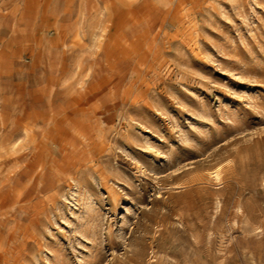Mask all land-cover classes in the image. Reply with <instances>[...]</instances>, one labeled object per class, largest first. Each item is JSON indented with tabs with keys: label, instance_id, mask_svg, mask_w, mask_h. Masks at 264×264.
<instances>
[{
	"label": "rangeland",
	"instance_id": "obj_1",
	"mask_svg": "<svg viewBox=\"0 0 264 264\" xmlns=\"http://www.w3.org/2000/svg\"><path fill=\"white\" fill-rule=\"evenodd\" d=\"M0 1V139L17 144L0 264H264V0H124L98 50L54 30L22 52L43 0L29 23ZM49 3L73 23L80 0Z\"/></svg>",
	"mask_w": 264,
	"mask_h": 264
},
{
	"label": "bare ground",
	"instance_id": "obj_2",
	"mask_svg": "<svg viewBox=\"0 0 264 264\" xmlns=\"http://www.w3.org/2000/svg\"><path fill=\"white\" fill-rule=\"evenodd\" d=\"M20 1V0H19ZM23 1V0H22ZM51 0H43V6H42V9H41V11L43 12L42 13V19H43V24L42 25H38V26H34L33 25V23L32 24H30L31 26H28V27H25V29H23L22 31H21V34H22V42H24V43H22L23 45H21V47H20V51L22 52V50L24 49V47H26V46H29V45H31L32 47H38V46H40V44H41V42H42V39L43 38H45L46 37V35H48L49 34V32L50 31H52V32H54V30L55 31H57V38L59 39V40H64L67 36H69L71 39H72V41H74V40H80L82 37H84V36H86V34L89 36V38H90V40L93 42V45H94V47H96V49L100 46V41H101V37H102V30H103V28H104V24H105V22L106 21H108L109 19H113V26H115V27H119V26H121L122 24H123V22H124V20H126V19H124V18H126V16L123 14V13H120V11H119V6H123V7H127V3L126 2H124V0H80V6H78L77 7V9L75 10V15H73V18H74V21H73V23H71V24H57V22L54 20V22H50L51 20H50V17H48V15H47V12L49 11V10H47V8H48V4H50L49 2H50ZM135 1V0H134ZM154 1V0H153ZM164 1V0H163ZM1 2V1H0ZM15 2V1H14ZM13 2V3H14ZM18 2V1H17ZM155 2V1H154ZM153 3V2H152ZM123 4V5H122ZM158 4V3H157ZM125 5V6H124ZM155 5H156V3H155ZM159 5V4H158ZM158 5H156V6H158ZM55 6V5H54ZM76 6V5H75ZM136 6V5H135ZM16 7V6H15ZM14 7V8H15ZM17 7H18V5H17ZM22 7V6H21ZM38 7H39V0H24V9H25V12H24V16H25V18H26V20H28V23L29 22H33V20L35 19V17H36V10L38 9ZM56 7V6H55ZM130 7V6H129ZM8 8V7H7ZM51 8V7H50ZM49 8V9H50ZM54 8V7H53ZM57 8V7H56ZM67 8V7H66ZM55 9V8H54ZM58 9H60V8H58ZM158 9V8H157ZM23 10V9H22ZM17 11V10H16ZM19 11V10H18ZM50 11H51V9H50ZM126 11H127V9H126ZM1 12H2V10H1ZM156 12V11H155ZM3 13V12H2ZM7 13V12H6ZM22 13V12H21ZM49 13V12H48ZM127 14L128 13H130V14H132V16H134V11H130L129 10V12H126ZM50 14H52V13H50ZM49 14V15H50ZM155 14V13H154ZM18 15V14H17ZM56 15V14H55ZM59 15V14H58ZM65 15V14H64ZM64 15H63V17H64ZM153 15V14H152ZM67 16V15H66ZM151 16V15H150ZM61 17V16H60ZM59 17V18H60ZM61 19L62 18H60V21H61ZM18 20V19H17ZM59 20V19H58ZM57 20V21H58ZM72 20V19H71ZM60 21H58L59 23H60ZM39 22V21H38ZM50 22V23H49ZM27 23V24H28ZM42 23V22H41ZM109 23V22H108ZM126 23V22H125ZM24 24V23H23ZM37 24V23H36ZM35 24V25H36ZM1 25H2V23H1ZM20 25V24H19ZM29 25V24H28ZM112 25V24H111ZM17 26V25H16ZM22 26V25H21ZM133 26V25H132ZM4 27V26H3ZM11 27V26H10ZM14 27V26H13ZM7 28H9V27H7ZM17 28H20V27H17ZM10 29V28H9ZM120 29V28H119ZM11 30H12V28H11ZM127 30H129V29H127ZM121 32V31H120ZM11 33V32H10ZM120 34V33H119ZM125 34V33H124ZM107 35V34H106ZM20 36V35H19ZM88 36H87V38H88ZM12 38V37H11ZM53 39V38H52ZM11 40V39H10ZM105 40V39H104ZM14 41H15V38H14ZM84 41V40H83ZM13 42V41H12ZM45 43H46V41H44ZM85 43V42H84ZM111 43V42H110ZM116 43V42H115ZM1 44V43H0ZM14 46H16L17 45V43H16V45L15 44H13ZM42 46V45H41ZM109 46V45H108ZM111 47H114V46H111ZM29 49V48H28ZM42 49V48H41ZM43 49H45V48H43ZM101 49V48H100ZM108 49H109V47H108ZM117 49V48H116ZM11 50V49H10ZM98 50V49H97ZM5 51H6V49H5ZM35 51H37V50H35ZM34 51V52H35ZM106 51V50H105ZM29 52H30V50H29ZM110 52H111V50H110ZM117 52V51H116ZM127 52V51H126ZM7 53V52H6ZM13 53V52H12ZM14 54V53H13ZM13 54H12V56H13ZM76 54V53H75ZM16 55V54H15ZM73 55V54H72ZM87 55V54H86ZM126 55V54H125ZM94 56V55H93ZM99 56V55H98ZM11 57V56H10ZM72 57H74V56H72ZM71 57V58H72ZM103 57V56H102ZM99 58V57H98ZM2 59V58H1ZM68 59V58H67ZM22 60V59H21ZM71 60V59H70ZM70 60H69V62H70ZM73 60V59H72ZM72 60H71V62H72ZM100 60V59H99ZM103 60V59H102ZM119 60V59H118ZM11 61H13V60H11ZM10 61V62H11ZM33 61V60H32ZM113 61V60H112ZM9 62V63H10ZM17 62V61H16ZM75 62V61H74ZM31 63V62H30ZM102 63V62H101ZM119 63V62H118ZM85 64V63H84ZM15 65V64H14ZM1 66V65H0ZM109 66H111V65H109ZM117 66V65H116ZM92 67V66H91ZM104 67V66H103ZM94 68V67H93ZM102 68V67H101ZM100 68V69H101ZM113 68H114V66H113ZM65 69V68H64ZM85 69V68H84ZM95 69V68H94ZM1 70V69H0ZM8 70V69H7ZM66 70V69H65ZM90 70V69H89ZM2 71V70H1ZM4 71V70H3ZM59 71V70H58ZM88 71V70H87ZM86 71V72H87ZM93 73V72H92ZM64 75H65V73H64ZM70 75V74H69ZM92 75H94V74H92ZM90 76V75H89ZM5 77V76H4ZM91 77V76H90ZM1 78V77H0ZM7 78V77H6ZM69 80V79H68ZM64 81V80H63ZM1 83V82H0ZM63 84H65V83H62V85ZM67 84V83H66ZM59 85V84H58ZM61 85V84H60ZM61 87H63V86H61ZM65 87V86H64ZM70 88V87H69ZM2 92V91H1ZM1 94H3V93H1ZM5 96H7V95H5ZM3 97V96H2ZM3 101H4V99H3ZM20 104V103H19ZM24 104V103H23ZM22 104V105H23ZM78 104V103H77ZM13 105H14V103H13ZM25 106V105H24ZM29 106V105H28ZM6 107V106H5ZM31 107V106H30ZM36 107V106H35ZM81 107V106H80ZM28 108V107H27ZM33 108V107H32ZM19 109V108H18ZM22 109V108H21ZM26 109V108H25ZM29 109V108H28ZM3 110V109H2ZM12 110V109H11ZM13 110H14V107H13ZM27 110V109H26ZM33 110V109H32ZM20 111V110H19ZM19 111H16V112H18L17 114H19ZM30 112H31V110H29ZM39 111V110H38ZM79 111V109L78 110H76V112H78ZM15 112V113H16ZM1 113V112H0ZM11 113V112H10ZM12 113H14V111H12ZM11 113V114H12ZM22 113V112H21ZM40 113V112H39ZM5 114V113H4ZM27 114H28V112H27ZM32 114V113H31ZM30 114V115H31ZM43 114V113H42ZM13 115V114H12ZM0 116H1V114H0ZM13 116H15V115H13ZM79 116V115H78ZM3 118L5 117V116H2ZM1 117V118H2ZM1 118H0V124H4V122H6L7 120L9 121V119L11 118V117H8L9 119H2L1 120ZM15 118V117H14ZM12 119V118H11ZM10 119V120H11ZM27 118L25 117V120H26ZM33 119H35V117L33 118ZM59 119V118H58ZM14 120V119H13ZM80 120V119H79ZM12 121V120H11ZM11 121H9L10 123H11ZM15 121V120H14ZM13 121V122H14ZM12 122V123H13ZM19 122V128H20V132H19V134L20 133H23L25 136L27 135V133H28V122L27 123H24V121L23 120H18L17 121V123ZM84 122V121H83ZM11 123V124H12ZM7 124H9V123H7ZM6 124V125H7ZM34 124H36V123H34ZM40 124V123H39ZM13 125V124H12ZM1 127L3 126V125H0ZM8 126V125H7ZM6 126V128H9V127H7ZM9 126H11L10 124H9ZM31 127V126H30ZM18 128V129H19ZM11 129H16V128H11ZM33 129V128H32ZM36 129V128H35ZM42 129V128H41ZM3 130V129H2ZM10 130V129H9ZM17 130V129H16ZM11 131V130H10ZM17 131H19V130H17ZM16 131V132H17ZM32 131V130H31ZM11 132H13V131H11ZM66 132V131H65ZM2 133H4V132H2ZM7 133V132H6ZM13 133H15V131L13 132ZM13 133H11V134H13ZM31 133V132H30ZM29 133V134H30ZM59 133H61V132H59ZM17 134H18V132H17ZM36 134V133H35ZM6 135V134H5ZM61 135V134H60ZM28 136V135H27ZM30 136V135H29ZM31 136H33V135H31ZM36 136V135H35ZM7 137V136H6ZM2 138V139H0V157L3 155V154H5L6 155V153H8L9 151H13V150H15V149H17L16 148V140L14 141L12 138H10L9 136V138L7 137V138ZM12 137V136H11ZM14 137V136H13ZM15 137H17V136H15ZM14 137V138H15ZM39 137V136H38ZM40 138V137H39ZM24 139V138H23ZM34 139V138H33ZM58 139V138H57ZM25 140V139H24ZM31 139H29V141H30ZM60 140H64V139H60ZM33 141V140H32ZM32 141H30V142H32ZM25 142V141H24ZM18 143V142H17ZM33 146V145H32ZM23 148V147H22ZM22 151V150H21ZM17 152V151H16ZM16 152H14V153H16ZM19 152V151H18ZM24 152V151H23ZM11 154H13V153H11ZM10 155V154H9ZM13 157V156H12ZM15 157V156H14ZM7 159V158H6ZM5 159V160H6ZM37 159V158H36ZM8 160V159H7ZM40 164V163H39ZM224 167V166H223ZM32 169V168H31ZM38 169V168H37ZM222 167H221V165H218V166H216V167H214V168H211V169H209V170H207V172H206V174H207V176L209 177L208 179H211L213 182L215 181V182H219V184H220V180H221V173H222ZM37 172V171H36ZM40 172V171H39ZM4 173V172H3ZM34 173H35V171H34ZM211 181V182H212ZM218 184V183H217ZM5 185V184H4ZM8 185V184H7ZM261 185H263V187H264V179L263 180H261ZM3 186V185H2ZM8 187H9V185H8ZM262 188V187H261ZM7 190H9V188L7 189ZM18 190V189H17ZM20 193V192H19ZM21 194V193H20ZM3 196H1V198H2ZM9 197V196H8ZM217 199V198H216ZM215 199V200H216ZM220 200H216V201H214V203H216V207L217 208H219L220 207V205H222V204H220ZM5 206V205H4ZM221 208V207H220ZM240 209V207L239 206H237V210H239ZM2 210V209H1ZM216 210V209H215ZM239 212H240V210H239ZM215 214H217L216 213V211H215ZM255 229V228H254ZM257 229V228H256ZM255 232V231H254ZM258 232V231H257ZM150 252V251H149ZM150 255H152V254H150Z\"/></svg>",
	"mask_w": 264,
	"mask_h": 264
}]
</instances>
